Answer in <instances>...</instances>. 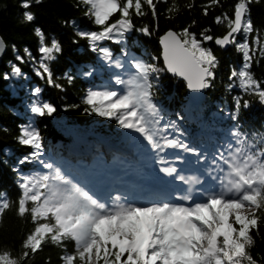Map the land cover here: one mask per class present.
I'll return each instance as SVG.
<instances>
[{"label":"snow or ice","instance_id":"snow-or-ice-1","mask_svg":"<svg viewBox=\"0 0 264 264\" xmlns=\"http://www.w3.org/2000/svg\"><path fill=\"white\" fill-rule=\"evenodd\" d=\"M159 2L80 0L85 6L84 16L99 30H82L75 21L65 23H71L77 37L88 41L108 70H117L106 85L87 89L83 97L88 106L85 111L113 119L120 128L138 134L134 138L154 155L158 172L178 182L179 191L170 199L148 203L130 200L119 192L105 199L77 182L54 161L43 158V137L29 121L20 125L16 139L33 150L17 162L14 171L19 173V165L26 163L41 171L19 173L21 194L15 211L18 217L30 220L33 228L22 242V255L14 257L10 250L2 251L0 264H24L48 242L62 248L61 264H259L250 249L255 245L252 232H259L260 227L256 210L264 211V135L252 134L250 138L238 123L241 107L247 109L250 101L242 95L233 97L234 111L229 118L236 123L224 143H218L211 152L188 142L185 129L178 123L185 119L180 113L176 120L162 123L164 116L154 101L162 71L182 77L190 90L211 87L219 60L204 42L214 40L221 48L234 44L242 53L243 62L238 70H231L229 79L242 93L264 104V81L251 71L253 62L259 63L257 57L264 58V35L254 28L250 18L252 0H237L232 16L225 12L215 17L217 25L225 24L228 29L223 36L213 37L206 28L198 39L189 31L191 25L179 33L169 30L160 39L165 69L130 57L126 49L115 58L109 48L100 46L99 42L105 40L126 41L135 27L133 15H146L147 6L155 18ZM32 3L33 0H21L25 23L35 20V14L27 10ZM219 3L220 0H208L203 14L207 16L209 8ZM187 7L192 8L193 4ZM116 14L118 18L113 19ZM34 31L39 42V61L28 48L23 51L38 63L37 75L52 84L49 62L62 52L61 43L54 37L49 40L39 27ZM138 31L149 34L147 26ZM238 35H242L241 42H237ZM5 47L0 38V54ZM12 49L17 51L15 45ZM25 55L17 54L16 60L23 63ZM95 72L89 67L81 74L92 77ZM11 74L22 76L21 67L12 64ZM65 75L71 83L73 77ZM4 79H9L8 73ZM41 92L39 87L31 90L34 99L28 111L34 118L52 116L57 111L54 104L40 99ZM177 163L182 167L178 168ZM189 168L193 171L186 175ZM11 207L6 195L0 194V222ZM67 241L73 244L71 252Z\"/></svg>","mask_w":264,"mask_h":264},{"label":"trees","instance_id":"trees-1","mask_svg":"<svg viewBox=\"0 0 264 264\" xmlns=\"http://www.w3.org/2000/svg\"><path fill=\"white\" fill-rule=\"evenodd\" d=\"M236 2L237 0H220L219 5L210 7L208 15L205 16L203 6L208 0H161L157 3L155 18L147 6L144 8L146 15H133L135 27L128 34L126 41L105 40L99 44L109 48L115 58L121 57L122 50L126 49L130 57L155 63L157 67L165 69L158 43L163 32L173 29L179 33L191 25L189 31L195 33L198 39L206 28L210 29L207 34L213 37L223 36L228 29L225 24L217 25L215 17L225 12L232 16ZM20 4L21 0H0V37L6 45L0 61V194H5L12 204L0 222V252L10 250L14 257L22 255V242L33 228L30 220L18 217L15 211V202L21 194L17 184L19 173L41 170L34 164L26 163L19 165V173L14 171L18 167L17 162L33 150L30 146L18 143L16 138L20 134V125L32 121L43 137V158L55 160L54 162L64 161V165L69 168L77 169L73 163L74 159H81L83 164L96 162L98 153H102L100 157L105 161H114L120 167H130L135 160L140 161L143 158L141 153L137 154L131 145L122 140L126 133L128 141L134 142L135 133L120 128L113 119L85 111L88 106L83 103V97L87 89L106 85L113 71H117L108 70L99 60V54L88 46V41L77 37L71 23H65L75 21L82 30H99L98 26L84 16L85 6L80 0H41L38 4L33 0L27 10L35 14V20L25 23V9L21 8ZM189 4H193V7L188 8ZM169 8H172V11H168ZM249 8L254 28L264 35V0H252ZM118 15L113 19L118 18ZM193 21L196 23L193 24ZM145 26L149 28V34L138 31ZM36 27L41 28L49 40L52 37L59 40L63 49L55 61L49 62L53 73L52 84L37 75L35 69L39 65L30 60L23 51L28 48L36 60L40 59L41 54L37 51L39 42L34 31ZM241 40L242 35H238L237 42ZM13 45L16 52L12 49ZM204 46L212 49L219 64L214 69L215 78L211 87L203 89L200 102L192 104L189 101L184 79L168 71L159 73L158 87L154 89V101L161 108L164 120H176L177 113L183 115L185 119L178 123L185 129L188 142L211 152L218 143H224L228 131L234 127L236 122L229 118V114L234 111L233 97L242 95L244 100L250 101V106L247 109L241 107L238 121L241 131L249 134L250 138L252 134L264 135V104L256 97L242 93L229 79L231 70H238L242 64V53L236 50L234 44L221 48L214 40L204 42ZM17 54L25 55L23 63L16 60ZM257 59L259 63L254 61L251 71L257 79L264 81V58ZM12 64L21 67L25 75L23 85L15 92L11 91L10 78L4 79L5 73L10 75ZM89 67L95 68L96 72L92 77H84L81 73ZM66 73L73 77L71 83L68 82ZM57 84L62 87H56ZM230 84H233L232 88H229ZM35 87L42 89V101L56 106L57 111L52 116L34 118L28 111L26 102L34 99L31 90ZM91 141L95 142V145ZM100 144L106 149L99 148L98 152L94 153L92 147ZM113 144L117 146L116 149ZM62 152H65L68 158H60ZM77 153L79 156H76ZM256 211L260 216V227L259 232H252L255 245L250 251L259 264H264V211ZM65 243L67 250L71 252L72 242ZM62 254L60 246L48 242L41 251L24 261V264H61Z\"/></svg>","mask_w":264,"mask_h":264},{"label":"rangeland","instance_id":"rangeland-1","mask_svg":"<svg viewBox=\"0 0 264 264\" xmlns=\"http://www.w3.org/2000/svg\"><path fill=\"white\" fill-rule=\"evenodd\" d=\"M37 61H39V60H37ZM38 64V63H37ZM240 66H241V64H240ZM239 66V67H240ZM239 69V68H238ZM170 74H172L171 72H169ZM173 75V74H172ZM175 76H177V75H175ZM9 78H10V84H11V91L12 92H15L16 90H17V88H19L20 86H22L23 85V83H24V79H25V75L23 74L22 76H12V74H11V71H10V75H9ZM197 92H200V90H198ZM195 98H198V97H196V96H194ZM190 101V100H189ZM32 102V101H31ZM31 102H26V106H28ZM191 102V101H190ZM185 110L187 111L188 110V105H186L185 106ZM166 121H171V120H164V121H162V123H164V122H166ZM91 125H89V127H90ZM92 128H93V126H91ZM136 135H138V134H135V136ZM105 140H107V139H105ZM122 140L123 141H126V143L127 144H129V145H131L134 149H136L137 150V152L136 153H142V154H144V156H146V158H145V160H143L142 161V163L143 164H145L146 166H148V162L150 161V157L153 155L148 149H146V148H144V147H142L141 146V144L135 139V141L133 142V141H128L129 139H128V136H127V134L125 133L124 135H123V137H122ZM92 143H93V141H91ZM91 143V144H92ZM94 145H95V142L93 143ZM114 145V144H113ZM112 145V146H113ZM106 149L102 144H100V146H93L92 147V151L95 153V152H98V149ZM127 151H129L130 152V150H129V148H127ZM128 152V153H129ZM58 153V152H57ZM66 153L65 152H62L61 153V155H60V158H64V159H66V158H68L66 155H65ZM101 154L102 153H98V159H97V163H96V167H98V168H102V167H104L105 166V164H106V166H109V170L111 171L112 170V168H115V165L114 164H111L112 162L111 161H105L104 159H103V157H100L101 156ZM76 156H79V153H77L76 154ZM94 156V155H93ZM59 158V157H58ZM79 158V157H78ZM191 159H194V157H190ZM59 160V159H58ZM55 161V160H54ZM55 163H57V165L58 166H61L62 168H63V170L66 172V173H68V174H70L73 178H75V180L77 181V182H80V183H82L83 185H86V186H88L89 188H91L92 190H94V191H97L98 192V190H99V186L101 185V187H102V183H103V180L97 175V173H99V171H90V168H89V166L87 165V164H83V163H81L80 165H79V171H74V169L73 168H69L68 166H66V165H64V161H62V163H61V161H57L56 160V162ZM149 165H150V167H152V168H155V169H157V165L154 163V161H151V162H149ZM88 166V167H87ZM177 167L178 168H180V167H182V165H180L179 163H177ZM100 170H102V169H100ZM119 170V169H118ZM37 171H41V170H37ZM191 171H193L191 168H189L186 172H185V174L187 175V174H190L191 173ZM36 172V171H35ZM121 172L122 171H120V173L119 174H121ZM143 172H146V170H144ZM118 173V171H116L115 170V175H119V174H117ZM23 174H30L29 172H26V173H23ZM121 176H124V174L122 173L121 174ZM82 181V182H81ZM108 186L109 185H107L104 189H101V194H99L100 196H102V197H104L105 199L109 196V192H108ZM246 211H249L248 209H246Z\"/></svg>","mask_w":264,"mask_h":264},{"label":"water","instance_id":"water-1","mask_svg":"<svg viewBox=\"0 0 264 264\" xmlns=\"http://www.w3.org/2000/svg\"><path fill=\"white\" fill-rule=\"evenodd\" d=\"M169 30H172V31H175V30H173V29H167L165 32H163L160 36H159V39H158V43H159V46H160V48H161V52H160V54H161V58H162V60H163V55H162V52H163V45L161 44V42H160V39H161V37H163ZM176 32V31H175ZM1 38V37H0ZM5 50V49H4ZM4 52V51H3ZM3 54V53H2ZM2 54H0V61H1V56H2ZM163 64H164V60H163ZM164 67L166 68V65L164 64ZM173 74V73H172ZM173 75H175V74H173ZM179 77V76H178ZM180 78H182V77H180ZM183 79V78H182ZM186 82V81H185ZM192 94H193V96H196V97H198V98H195V97H192ZM187 95H188V98H189V100L191 101V103L192 104H194V103H198V102H200V100L202 99V96H203V90H200V92H197V91H194V90H190V89H188L187 88Z\"/></svg>","mask_w":264,"mask_h":264},{"label":"bare ground","instance_id":"bare-ground-1","mask_svg":"<svg viewBox=\"0 0 264 264\" xmlns=\"http://www.w3.org/2000/svg\"><path fill=\"white\" fill-rule=\"evenodd\" d=\"M192 97H194L193 94H192ZM149 162H150V161H149ZM185 172H186V171H185ZM118 174H119V173H118ZM150 175L152 176L153 173L151 172ZM135 187H138V186H135ZM179 189H180V186H179ZM179 189H178V191H179ZM173 191H174V190H173Z\"/></svg>","mask_w":264,"mask_h":264}]
</instances>
